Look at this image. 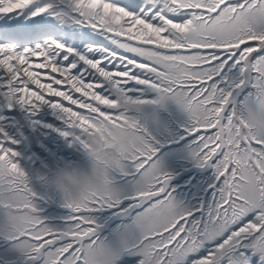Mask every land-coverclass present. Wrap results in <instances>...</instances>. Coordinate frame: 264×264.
Returning a JSON list of instances; mask_svg holds the SVG:
<instances>
[{"label":"snow or ice","instance_id":"6c2138e0","mask_svg":"<svg viewBox=\"0 0 264 264\" xmlns=\"http://www.w3.org/2000/svg\"><path fill=\"white\" fill-rule=\"evenodd\" d=\"M0 264H264V0H0Z\"/></svg>","mask_w":264,"mask_h":264}]
</instances>
